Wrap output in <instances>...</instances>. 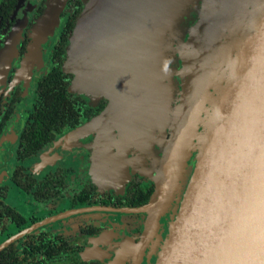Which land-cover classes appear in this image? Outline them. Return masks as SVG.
I'll return each instance as SVG.
<instances>
[{"label": "water", "instance_id": "1", "mask_svg": "<svg viewBox=\"0 0 264 264\" xmlns=\"http://www.w3.org/2000/svg\"><path fill=\"white\" fill-rule=\"evenodd\" d=\"M83 1L63 71L73 76L71 93L95 103L105 99L107 106L63 140L96 133L95 169L102 147L110 149L117 141L132 142V149L143 147L142 142L155 139L157 124L164 121L158 126L163 140L155 141L164 148V156L157 189L147 207L151 223L159 222L174 198L178 203L167 238L157 246V264H264V0H249L235 25L231 20L241 0ZM66 2L59 0L52 8L53 19ZM194 14L197 17L191 19ZM188 20L189 28L184 27ZM170 31L183 43L181 67L169 73V62L175 63L173 56L178 54V43L174 48L167 37ZM194 47L202 48L204 60L186 75L184 55H191ZM15 54L14 38L3 65L0 62V85ZM33 54L34 50L21 72ZM207 59L215 65V73L203 78ZM39 69H44V59ZM183 79L192 92L199 86L209 90L188 115V125L186 112L180 116L171 110L174 118L169 126L164 120L165 104L180 91ZM34 88L31 80L26 92L32 94ZM175 99L178 108V94ZM23 106L18 107L17 135L10 149L22 131ZM144 107L154 111L133 115ZM189 108L190 104L187 113ZM218 125L222 126L219 133L215 132ZM174 132L179 134L176 140ZM9 176L10 172L5 173L0 181L7 182Z\"/></svg>", "mask_w": 264, "mask_h": 264}, {"label": "flooded vegetation", "instance_id": "2", "mask_svg": "<svg viewBox=\"0 0 264 264\" xmlns=\"http://www.w3.org/2000/svg\"><path fill=\"white\" fill-rule=\"evenodd\" d=\"M51 1L0 0V62L14 38L16 46L9 74L0 85V179L10 172L7 182L0 181V264H109L116 259H123L121 264H157V246L167 238L173 209L153 224L147 207L163 170L164 148L143 151L146 147L132 149V142L117 141L110 149L102 147L101 161L92 169L97 134L63 140L107 106L105 99L95 103L84 95L79 126L65 127L54 138L48 135L43 143L24 138L37 84L55 67L56 48L63 35L71 37L79 18L72 32L66 31L69 0L55 19L51 10L59 0ZM31 80L32 94L26 92ZM20 104L24 123L10 149ZM105 179L114 180L113 185L105 188Z\"/></svg>", "mask_w": 264, "mask_h": 264}, {"label": "trees", "instance_id": "3", "mask_svg": "<svg viewBox=\"0 0 264 264\" xmlns=\"http://www.w3.org/2000/svg\"><path fill=\"white\" fill-rule=\"evenodd\" d=\"M82 6L81 0H69L65 14L69 15L71 13V22L66 31L72 32L76 19L82 12ZM69 38L68 35H63L62 41L59 42L56 48L57 60L55 67L51 73L42 77L37 84L31 106L34 109L31 115L33 121L30 120L26 123L24 131V138L29 143L33 141L43 143L42 139L47 140L48 135L54 138L62 134L65 127L73 129L82 123L81 117L83 109H85V101L81 95L69 91L73 76L63 71L64 56ZM86 115V117H89L91 113Z\"/></svg>", "mask_w": 264, "mask_h": 264}, {"label": "bare ground", "instance_id": "4", "mask_svg": "<svg viewBox=\"0 0 264 264\" xmlns=\"http://www.w3.org/2000/svg\"><path fill=\"white\" fill-rule=\"evenodd\" d=\"M256 9H258V7L254 8V10H256ZM200 28H203V26H200ZM197 37H198V35H196V37L192 38V41H194V43L198 42V38ZM201 51H202V48L200 50H198V49H195V47H194V51H193V53L191 55H189V54H187V56L184 55V59H185V62L187 64V70H186L187 73H186V75H188L191 72V69H193L195 67H197L198 69L200 68V65L202 64V62L204 60V55L201 53ZM186 64H185V68H186ZM209 64H210V61L207 59L205 61L204 65H203V67H202V73H203L202 77L203 78H204V76L207 77V75L212 77L214 75V73H215V65L212 66V65H209ZM211 66H212V68H211ZM185 68H183V69H185ZM210 68H211V70H210ZM228 86H230V84H228ZM199 87H198V89L194 88V90L192 92V91H190V87L187 84V80L186 79L182 80V84H181V89L182 90H180V93H179L180 99H179V105H178V108H177V115L183 116V114L186 112L185 113V119H186L185 124H187V125L189 124V121H190V118L188 117V115L192 114V112L194 110V106L200 101L201 96H203V93L206 95V93L209 90L208 88L206 89V88H199ZM191 94H193V95H191ZM205 95H204V97H205ZM189 104H190V108H189V112L187 113ZM145 109H146V112L149 113V114H152V112L154 111V108L150 110V109H147L146 107H144L141 110H136L135 109L133 111V115L135 116L138 112H140L142 110H145ZM133 126H134V123H133ZM221 128H222V126L218 125V127L215 129V132L217 131V133H219ZM105 129H108V127L106 126ZM176 129H178V128L176 127ZM176 129H175V132H176ZM175 132H174V137H175V140H176V138H177V136L179 134H177L175 136ZM133 137L134 138L137 137L136 136V132H135V128H133ZM182 139H183V137H182ZM112 183H113L112 181L107 180V179H105L103 181V184L106 185V187L113 185ZM160 225H161V223H160ZM114 262H117V260H115Z\"/></svg>", "mask_w": 264, "mask_h": 264}, {"label": "rangeland", "instance_id": "5", "mask_svg": "<svg viewBox=\"0 0 264 264\" xmlns=\"http://www.w3.org/2000/svg\"><path fill=\"white\" fill-rule=\"evenodd\" d=\"M248 1L249 0H241V1H239L238 2V6H237V10H235V12H234V17L232 18V20H231V25L232 24H234L235 22H238V18L241 16V13L243 12V11H245L246 10V8H247V3H248ZM184 9V8H183ZM200 10H201V7L199 8ZM182 13H183V10H182ZM181 13H180V15H179V19H181L180 17H181ZM194 15H192V17H191V19H194ZM188 22H190V23H188ZM188 22L187 21H185V23H184V27H188L190 24H191V20H188ZM186 23H188L187 25H186ZM235 25V24H234ZM189 28V27H188ZM188 29H187V33H188ZM167 37H171V40H172V42L173 43H175V45H174V48L176 47V45H177V43H178V37H174V35H173V32H168L167 33ZM184 39V38H183ZM182 43L183 42H181V43H178V46H177V50H178V54H176V55H174L173 56V59H175L176 60V62L175 63H173V62H169V73H170V70L172 71V72H175V71H177V70H179L180 69V67H181V64H182V59H181V57H182V55H181V46H182ZM171 47V46H170ZM179 47V48H178ZM185 53V52H184ZM177 79H179V76H177ZM180 90H182L181 89V86H180ZM172 92L174 91V90H171ZM179 93H180V91H175V94H174V98H172L171 99V97L169 96V98H168V101H167V103L165 104V108H164V112H165V117H164V120H165V122L166 123H168V125L170 126L171 125V122H172V119L174 118V116H173V114H172V111L173 110H177V101H176V99H175V97H177V94H178V97H179ZM214 95H215V93H214ZM172 110V111H171ZM166 118V119H165ZM164 122V121H163ZM163 122H161V123H163ZM161 123L159 122L158 124H157V127L156 128H158L157 130H156V134H155V139L151 142V143H146V142H142V146L143 147H146V149H143V151H150L151 150V148L153 147V146H156L157 145V143L155 142L156 141V139H160L161 141L163 140V137H162V132H160L159 131V127L158 126H160L161 125ZM146 124H145V122L142 124V126H145ZM142 147V148H143ZM158 147V146H157ZM164 147H166L165 145H164ZM158 151H162V148H158ZM162 155H163V152H162ZM194 158L196 159V156H194ZM194 165V163L192 162V165L190 164V166L192 167ZM190 166H189V168H190ZM189 168H187L186 167V169H188L189 170ZM187 178L189 179L190 178V176H189V174L187 173ZM184 188H185V184H184ZM173 203H174V205H173ZM173 203H172V209L177 205V203H178V199H176V198H174V200H173Z\"/></svg>", "mask_w": 264, "mask_h": 264}]
</instances>
